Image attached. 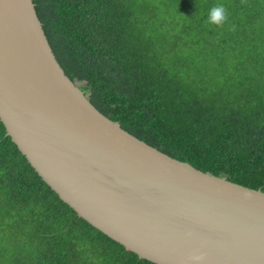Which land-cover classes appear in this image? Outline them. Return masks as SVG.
<instances>
[{"label": "trees", "instance_id": "16d2710c", "mask_svg": "<svg viewBox=\"0 0 264 264\" xmlns=\"http://www.w3.org/2000/svg\"><path fill=\"white\" fill-rule=\"evenodd\" d=\"M91 104L193 168L264 193V0H33ZM223 4V26L207 23ZM0 264H154L64 203L0 121Z\"/></svg>", "mask_w": 264, "mask_h": 264}, {"label": "water", "instance_id": "95a60500", "mask_svg": "<svg viewBox=\"0 0 264 264\" xmlns=\"http://www.w3.org/2000/svg\"><path fill=\"white\" fill-rule=\"evenodd\" d=\"M0 121L78 217L139 259L264 264V193L175 160L100 113L57 62L33 0H0Z\"/></svg>", "mask_w": 264, "mask_h": 264}, {"label": "clouds", "instance_id": "9594fccd", "mask_svg": "<svg viewBox=\"0 0 264 264\" xmlns=\"http://www.w3.org/2000/svg\"><path fill=\"white\" fill-rule=\"evenodd\" d=\"M228 20V12L223 4H215L208 10L207 23L210 25L223 26ZM199 260L201 257H194Z\"/></svg>", "mask_w": 264, "mask_h": 264}, {"label": "rangeland", "instance_id": "374dc122", "mask_svg": "<svg viewBox=\"0 0 264 264\" xmlns=\"http://www.w3.org/2000/svg\"><path fill=\"white\" fill-rule=\"evenodd\" d=\"M83 84H84V83H79V82H77V85H78V86H81V85H83Z\"/></svg>", "mask_w": 264, "mask_h": 264}]
</instances>
